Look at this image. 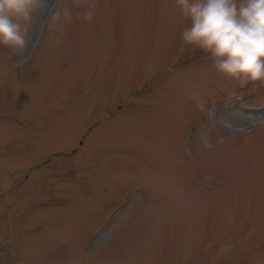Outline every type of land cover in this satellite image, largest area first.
I'll list each match as a JSON object with an SVG mask.
<instances>
[{"label":"rangeland","instance_id":"374dc122","mask_svg":"<svg viewBox=\"0 0 264 264\" xmlns=\"http://www.w3.org/2000/svg\"><path fill=\"white\" fill-rule=\"evenodd\" d=\"M55 2L0 49V264H264V86L175 0Z\"/></svg>","mask_w":264,"mask_h":264},{"label":"clouds","instance_id":"9594fccd","mask_svg":"<svg viewBox=\"0 0 264 264\" xmlns=\"http://www.w3.org/2000/svg\"><path fill=\"white\" fill-rule=\"evenodd\" d=\"M181 15L190 21L182 34L183 45L211 55L217 72L242 86L259 82L264 86V0H175ZM46 0H0V49L23 58L26 36L34 25V14L44 10ZM89 5L82 18L91 20ZM72 13L56 0L47 21L39 25L55 28L70 23ZM10 50V51H9Z\"/></svg>","mask_w":264,"mask_h":264}]
</instances>
